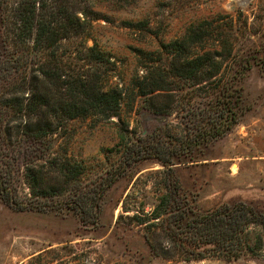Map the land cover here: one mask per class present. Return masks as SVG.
<instances>
[{
    "label": "trees",
    "instance_id": "trees-1",
    "mask_svg": "<svg viewBox=\"0 0 264 264\" xmlns=\"http://www.w3.org/2000/svg\"><path fill=\"white\" fill-rule=\"evenodd\" d=\"M101 1L125 5L133 0H0L1 199L17 210L71 211L81 225L93 227L105 190L121 176L131 179L141 164L157 163L162 178L156 200H141L134 209L139 223L148 222L144 240L152 253L155 225L184 261L211 257L230 263L255 256L264 245V210L242 200L202 209L183 191L174 170L178 163L195 161L194 150L241 121L246 106L240 80L252 62L235 58L239 51L227 35L212 36L213 31L193 24L187 31L196 43L191 54L174 61L184 71L137 75L130 89L107 85L101 67L111 63V53L100 45L92 23L102 17ZM171 45L183 49L180 40ZM227 59L230 73L223 77ZM172 89L178 99L171 92H156ZM129 93L127 111L143 95L144 109L162 121L137 135L117 128L113 146L100 148L99 158L90 157L104 156L107 164L91 167L85 163L90 158L69 154L68 142L56 146V137H68L70 119L92 115L122 121ZM162 95L168 104L152 101ZM173 101L179 106L169 104ZM52 168L62 184L49 182ZM167 251L163 257L171 256Z\"/></svg>",
    "mask_w": 264,
    "mask_h": 264
},
{
    "label": "rangeland",
    "instance_id": "rangeland-1",
    "mask_svg": "<svg viewBox=\"0 0 264 264\" xmlns=\"http://www.w3.org/2000/svg\"><path fill=\"white\" fill-rule=\"evenodd\" d=\"M97 8L102 17L92 23L100 45L111 53V63L101 67L106 70L103 83L107 85L116 82L130 89L137 75L140 79L149 72L184 71L174 61L191 54L196 43L187 31L193 24L213 31L212 36L216 32L227 35L239 51L235 58L252 62L240 80L246 106L241 121L226 135L194 150L195 161L178 163L174 170L183 191L202 209L242 200L264 210V48L260 45L264 44V0H133L125 5L101 1ZM173 39L180 40L183 49L174 50ZM227 62L225 70L221 69L223 77L230 73ZM142 85L148 90L145 82ZM176 90L156 92H171L178 99ZM129 96L122 105V121L114 124L116 116L105 121L92 115L70 119L66 122L68 137H56V146L68 142L69 154L97 157L100 148L113 146L117 128L137 135L162 121L144 109L147 97L143 95L136 96L127 111ZM167 99L162 95L152 101L166 105ZM85 163L97 168L108 159L90 158ZM160 167L143 163L131 179L121 176L112 183L104 192L98 223L93 227L81 225L71 211L17 210L0 197V264H264V245L255 256L230 263L211 257L184 261L155 225L152 253L144 240L148 222L139 223L134 209L141 200H156L162 178L156 170ZM51 170L49 182L62 184L57 169ZM164 248L170 257L162 256Z\"/></svg>",
    "mask_w": 264,
    "mask_h": 264
}]
</instances>
